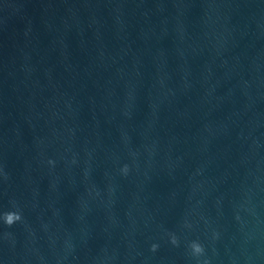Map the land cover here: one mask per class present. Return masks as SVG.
Returning a JSON list of instances; mask_svg holds the SVG:
<instances>
[{"label": "water", "instance_id": "obj_1", "mask_svg": "<svg viewBox=\"0 0 264 264\" xmlns=\"http://www.w3.org/2000/svg\"><path fill=\"white\" fill-rule=\"evenodd\" d=\"M0 264H264V0H0Z\"/></svg>", "mask_w": 264, "mask_h": 264}, {"label": "clouds", "instance_id": "obj_2", "mask_svg": "<svg viewBox=\"0 0 264 264\" xmlns=\"http://www.w3.org/2000/svg\"><path fill=\"white\" fill-rule=\"evenodd\" d=\"M50 163H51V161H50ZM124 170L127 171L126 166H125ZM21 218H22L21 214L18 211L5 212L2 216V219L4 220V222L9 226H11L16 221L21 220ZM172 243L173 244L177 243V239L174 235L172 236ZM190 246H191L194 254H200L203 252V247L198 242L193 241ZM157 247H158V245H156V244L152 245L153 250H156Z\"/></svg>", "mask_w": 264, "mask_h": 264}]
</instances>
